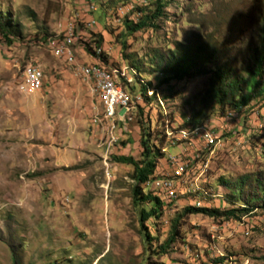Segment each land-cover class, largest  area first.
Wrapping results in <instances>:
<instances>
[{"label":"rangeland","instance_id":"1","mask_svg":"<svg viewBox=\"0 0 264 264\" xmlns=\"http://www.w3.org/2000/svg\"><path fill=\"white\" fill-rule=\"evenodd\" d=\"M168 2L156 28L124 37V18L136 21L137 6L153 11V0H95L92 13L84 0H0V14L19 30L11 45L0 36V264H264L262 209L239 220L178 218L187 206L229 208L233 188L220 178L232 184L247 177L236 206L259 194L254 179L264 170V96L238 109L203 107L209 75L161 85L150 62L153 49L201 46L206 69L244 74L260 53L264 0ZM61 41L67 48L56 54ZM132 61L139 74L129 70ZM90 64L124 68L133 79H117L130 102V122L128 129L118 124L108 147L106 126L97 122L100 106L89 110L96 100L92 84L78 72ZM28 65L42 72L39 91L17 89ZM135 74L151 83L146 95L154 93L155 101L144 105ZM199 113L203 125L191 130ZM140 118L164 153L153 178L175 180L177 197L170 201V191L151 180L141 185L163 202L159 216L143 222L140 210L152 204L133 202V167L114 160L140 158ZM208 129L215 141L204 147L198 138ZM167 157L188 161L180 176ZM176 219L178 234L162 254L158 247Z\"/></svg>","mask_w":264,"mask_h":264},{"label":"trees","instance_id":"2","mask_svg":"<svg viewBox=\"0 0 264 264\" xmlns=\"http://www.w3.org/2000/svg\"><path fill=\"white\" fill-rule=\"evenodd\" d=\"M133 1V0H124ZM169 0H153L154 10L146 12L145 8H139L138 6L133 9L134 13H138L136 21L124 18L123 23L126 28L124 37L132 36L134 33L143 31L144 29L156 28L155 22L164 15V9L168 5ZM135 7V6H134ZM262 37L260 42V53L253 57V66L247 69L244 74H235L231 70L222 67H214L212 69H206L205 63L207 62L203 54L205 49L201 46L192 48L185 44H177L174 49H167L166 52H160L158 50H152V56L150 62L155 65L154 72L160 73L162 79L159 82L161 85H168L172 81H183L192 77L202 76L204 74L209 75L208 88L203 96L200 98V102L203 107L208 105L217 104L220 110L226 106L233 108H241L248 105L250 100L254 96H264V23L262 27ZM19 35V30L7 16L0 14V36L5 40L8 45H11L13 40ZM97 39L93 41L95 50L101 49L102 38L100 35H96ZM124 48V44H122ZM121 48V49H122ZM123 51V50H122ZM96 56V52L93 51ZM100 58H103L101 55ZM105 61V58H103ZM127 60V58H126ZM104 64V63H102ZM129 70L134 73H140V68L137 62H129ZM105 68V67H104ZM136 75V74H135ZM136 82L140 85V93L143 97V103L149 104L155 101L154 93L150 96L146 95V92L151 88L150 82H144L136 75ZM131 83V82H130ZM156 88H152L155 90ZM141 106H138L139 113L142 114ZM201 119L200 113L197 117L191 118L190 123L192 129L201 127L203 124H199ZM140 129L139 146L141 148L140 158L135 160L131 156H118L114 157V160L120 164L130 165L133 167L132 179L136 182V185L132 189L133 202L152 204L150 210H140V221L143 222L150 217H158L162 201L158 197L152 195L151 192L144 194L141 185L148 183L153 178L156 163L159 159L164 157V153L160 152L152 143V134L148 127H144V123L141 118L137 121ZM188 142V141H186ZM185 143V142H184ZM173 145H176L173 144ZM168 158V157H167ZM246 178H240V181L229 184L223 178L219 179V182L223 185H230L233 190L228 195V203L230 207L227 209L221 208H205L196 206L184 207L178 218H183L187 215L202 214L214 219L223 220H239L242 216H245L252 212L256 207L264 211V170L257 174L254 181L256 187L259 190V194L251 201L246 200L241 206H236V203L241 199L237 191H240L243 187ZM208 196V195H206ZM195 203V200H194ZM258 204L257 206H255ZM179 220L173 221L171 230L166 240L158 247L160 252L166 253L170 248V245L175 241L178 234ZM146 241L153 240L148 233L144 234Z\"/></svg>","mask_w":264,"mask_h":264},{"label":"bare ground","instance_id":"3","mask_svg":"<svg viewBox=\"0 0 264 264\" xmlns=\"http://www.w3.org/2000/svg\"><path fill=\"white\" fill-rule=\"evenodd\" d=\"M71 39L67 37L66 44H68ZM65 47L66 46L64 44L59 45L55 51L56 54L64 53L63 51ZM29 69H31L33 72L34 79L33 81H30L29 79H26L23 74V80L18 84L17 88L19 91H25L28 89L36 91L42 86L43 75L41 70L37 66L28 65L24 71H29ZM78 72L83 81L92 84V92L97 96L99 102H101L102 111L100 112L101 116L99 119H97V122L102 126H106L107 135L105 137L104 145L108 147L116 141L115 132L117 130L118 124L120 122H124V116L121 115V102L124 105H127V115H129L128 112L130 109V102L122 86L117 81L121 75H126V70L124 68L107 69L96 64H90L81 66ZM98 73H101L107 78V81H109L112 86V93L109 92V85L105 84V78L98 77ZM132 80V78H129L128 83L132 82ZM114 95H119L121 102H114Z\"/></svg>","mask_w":264,"mask_h":264},{"label":"built area","instance_id":"4","mask_svg":"<svg viewBox=\"0 0 264 264\" xmlns=\"http://www.w3.org/2000/svg\"><path fill=\"white\" fill-rule=\"evenodd\" d=\"M84 1L87 4V11L90 13L94 12L95 11L94 0H84ZM93 24H94V20H90L87 22L88 26H91ZM62 40H64V38ZM48 44L52 45V41L49 42ZM61 44H62V41H61ZM24 76L26 77V79H29L30 81H33L34 79V75L31 69H29V71H24ZM98 77L105 78V84L109 85V92L112 93V86L109 83V81H107V78L103 76L101 73H98ZM121 77L125 80V82L128 83V79H129L128 76L121 75ZM114 102H121V98L119 97V95H114ZM121 115L124 116V122L128 129V126H129L128 124L130 122V116H127V105H124L122 102H121ZM198 139H200L203 142L202 144L204 147L209 146L210 142L215 141V137L212 135V132L209 129L204 133L203 136L199 137ZM167 161L175 170L176 176H180L184 172V170L187 168V164H188L187 160H182L179 157L178 158L169 157ZM151 181H152L151 184L154 185L155 188H158L163 191H170V198H168L170 199V201L177 198L174 196L175 180L173 179H151Z\"/></svg>","mask_w":264,"mask_h":264},{"label":"crops","instance_id":"5","mask_svg":"<svg viewBox=\"0 0 264 264\" xmlns=\"http://www.w3.org/2000/svg\"><path fill=\"white\" fill-rule=\"evenodd\" d=\"M43 84H44V79H43ZM43 84H42V86H43ZM39 91V90H38ZM26 94H32V93H26ZM90 96L91 97H93L91 94H90ZM95 98H96V100L94 99V100H91V104H90V111H93V108H94V105H96L97 107L98 106H100V109H102L101 107H102V105H101V103L99 102V100H98V98L95 96ZM93 99V98H92ZM102 110H100L99 112H101ZM93 113V112H92ZM92 127V126H91ZM100 127V126H99Z\"/></svg>","mask_w":264,"mask_h":264}]
</instances>
